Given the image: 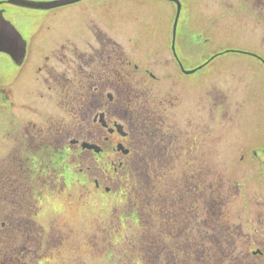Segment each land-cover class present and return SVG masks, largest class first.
<instances>
[{"label": "flooded vegetation", "instance_id": "af4514ba", "mask_svg": "<svg viewBox=\"0 0 264 264\" xmlns=\"http://www.w3.org/2000/svg\"><path fill=\"white\" fill-rule=\"evenodd\" d=\"M164 1L175 8V15L169 41L167 28L154 16L159 40L163 39V46L168 44V55L163 58L154 57L147 46L150 35L143 27L151 22L144 23L138 10L116 12L107 10L105 3H92L82 11L84 25L67 31L58 28L54 37L36 36L42 28L32 20L23 25L25 53L20 61L5 54V79L10 78L6 86L0 84V99L13 108L9 86L25 71L29 77L22 94L34 105L26 117L3 125L10 148L0 160V185L8 189L5 200L20 205L23 213L13 217L9 226L15 228L2 234L28 233L16 228L26 225L28 199L33 201V218L41 199L76 185L97 195H117L126 203L118 219L125 224L131 221L130 231L138 234L137 241L127 240L126 252H136L139 262L140 257L144 264H220L213 237L226 234L229 228L237 234L241 229L239 224L224 223L231 221L226 200L232 196L231 187L220 183L223 177L216 160L207 154L209 146L205 151L203 140L190 139L179 118L170 115L168 95L164 100L151 96L165 80L179 81V72L187 76L201 70L187 68L179 52L187 39L180 20L183 4L178 0L174 29L177 4ZM0 2V8L13 6L6 0ZM170 73L174 79H168ZM64 113L71 123L62 121ZM77 158L86 165L79 168L81 180H74ZM90 172L103 175L93 177ZM36 226L39 236L54 233ZM259 236L262 245L255 249H260L258 256L264 259L263 229ZM224 248L227 252L233 245ZM27 253H19L21 264H28Z\"/></svg>", "mask_w": 264, "mask_h": 264}, {"label": "rangeland", "instance_id": "374dc122", "mask_svg": "<svg viewBox=\"0 0 264 264\" xmlns=\"http://www.w3.org/2000/svg\"><path fill=\"white\" fill-rule=\"evenodd\" d=\"M180 1L183 4L181 26L187 36L179 49L184 65L194 68L207 59L211 62L187 76L179 72L182 76L179 81L165 80L160 90L151 91V96L157 95V100H164L168 95L167 102L171 103L166 109L170 115L179 118L176 120L190 139L203 140L205 151L209 146L207 154L216 160L219 175L223 177L220 183L231 187L232 196L226 199L231 221L224 223L232 227L239 224L241 229L237 234L229 228L226 234L220 232L213 237L215 252L222 260L220 264H264V259L255 255L245 258L248 249L262 245L259 233L264 230V152H261L264 151V0ZM96 2L105 3L107 10L116 12L140 11L138 14L143 22H151L143 27L150 35L147 46L151 53L156 58L168 55V44L163 46V39L159 40L158 21L154 18L159 16L162 20L169 41L175 8L164 0H81L38 13L5 6L4 16L20 34L23 25L32 20L42 28L36 36L54 37L58 28L67 31L69 27L84 25V7ZM11 12L14 13L10 15ZM192 15L193 21L190 20ZM21 35L26 36L25 33ZM218 53L221 54L214 57ZM4 56L0 53V84L6 86L10 76L5 79ZM24 72L9 86L13 108L0 99V160L10 148L3 134L4 123L26 117L34 105V101L24 100L22 94L28 76ZM173 75L170 73L168 79H174ZM158 85L156 83V89ZM147 94L150 97L149 92ZM216 101L218 109H215ZM62 121L72 122L65 113ZM76 165L74 180H81L78 171L86 165L81 164L79 158ZM90 173L93 177L103 175L102 172ZM87 190L72 185L70 189H60V193L56 191L50 199L39 201L37 215L32 219L54 233L46 232L38 238L39 243L30 242L33 258L28 264H144L139 256L138 261L136 252L130 255L126 252L127 240L137 241L138 235L130 231L131 221L125 224L118 219L126 210V203L117 195H97ZM16 240L14 246L18 249L20 237ZM229 244L233 245L231 252H223L224 246Z\"/></svg>", "mask_w": 264, "mask_h": 264}, {"label": "trees", "instance_id": "16d2710c", "mask_svg": "<svg viewBox=\"0 0 264 264\" xmlns=\"http://www.w3.org/2000/svg\"><path fill=\"white\" fill-rule=\"evenodd\" d=\"M8 189L2 188V185H0V264H21L19 253L28 251V256L31 254L32 247L30 246V242H38V238L40 237L38 235L39 230L34 221L32 220L31 216V209L34 205L33 201L31 199H28V214L26 221V225L18 226L17 229H27L28 233L26 235H4L2 234L5 229L7 228H15L12 226H9L10 224L14 223L13 217L19 216L21 213V207L17 204H12L10 202H7L5 200V196H7ZM3 224V225H2ZM20 237V248L15 249V243L16 239ZM231 252V250H230ZM250 255L249 253H245V258H248ZM18 256L17 259L15 257ZM31 258V256H30ZM238 261V260H237ZM222 260L219 259V263H221Z\"/></svg>", "mask_w": 264, "mask_h": 264}, {"label": "water", "instance_id": "95a60500", "mask_svg": "<svg viewBox=\"0 0 264 264\" xmlns=\"http://www.w3.org/2000/svg\"><path fill=\"white\" fill-rule=\"evenodd\" d=\"M79 0H53L48 2H35L29 0H7L8 3L37 9H51L54 7L71 4ZM178 17V11L174 23V29ZM25 43L20 34L15 30L9 21L3 17V10L0 9V52L11 55L14 59H20L24 53Z\"/></svg>", "mask_w": 264, "mask_h": 264}]
</instances>
